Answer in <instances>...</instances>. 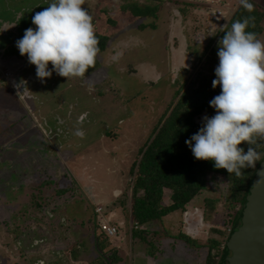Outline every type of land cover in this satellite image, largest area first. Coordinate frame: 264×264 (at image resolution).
<instances>
[{"label":"rangeland","instance_id":"374dc122","mask_svg":"<svg viewBox=\"0 0 264 264\" xmlns=\"http://www.w3.org/2000/svg\"><path fill=\"white\" fill-rule=\"evenodd\" d=\"M184 1L199 7L185 13L186 4L167 2L156 27L140 28L151 20L116 0H84L107 46L83 78L53 72L41 82L16 41L52 0H0V264H86L99 254L95 206L119 227L110 242L121 250L118 264H207L223 200L211 217L198 206L150 224L151 244L132 234L131 165L207 40L240 4Z\"/></svg>","mask_w":264,"mask_h":264},{"label":"trees","instance_id":"16d2710c","mask_svg":"<svg viewBox=\"0 0 264 264\" xmlns=\"http://www.w3.org/2000/svg\"><path fill=\"white\" fill-rule=\"evenodd\" d=\"M116 1L124 12H129L140 20H151L141 24L140 28L156 27V21L162 15L161 12L167 2L186 4L182 9L185 13L189 12L188 7H199L195 2L184 0L178 2L176 0ZM250 2L254 4V11L248 12L239 4L231 10V17L223 27L219 28V33L216 31L214 36L207 40L193 72L180 83L176 101L168 106L151 138L146 141L129 171L132 189L131 211L137 226L132 231L135 237L139 236L142 239L145 237L147 240L148 226L163 220L175 211H187L189 208L196 209V207L198 210V206H203L205 211L202 213L211 217L213 212L218 211V205L223 200L224 208L221 212L224 216L223 228H214L221 237L208 240L211 244L207 264H219L230 231L239 218L252 179L261 161L257 162L255 168L243 169V175L237 177L235 174L230 175L226 169H216L214 161L197 160L186 144V140L203 126L205 116L211 117L216 114L210 101L221 92L219 86L212 87V81L217 78L215 74V68L219 64L217 53L224 31L229 30L236 20L242 21L245 17H254L246 30L256 33L259 39L264 33V4L254 0ZM98 39L99 53H101L107 46L109 38L99 37ZM240 147L247 151L248 145L242 143ZM258 150L264 152V147ZM167 191L170 193V200L168 204H165L164 196ZM96 209L95 206V213L100 217L95 229L99 254L86 264H118L123 259L121 250L115 246L110 248L112 238L100 231L101 220H107V218L104 211L99 213ZM196 212L199 214L198 211ZM113 225L119 230L117 224ZM183 235L190 237L185 233ZM147 242L152 243L148 240Z\"/></svg>","mask_w":264,"mask_h":264},{"label":"clouds","instance_id":"9594fccd","mask_svg":"<svg viewBox=\"0 0 264 264\" xmlns=\"http://www.w3.org/2000/svg\"><path fill=\"white\" fill-rule=\"evenodd\" d=\"M239 2L248 12L254 11L250 0ZM83 4L84 0H52L32 17L36 27L27 28L16 41L20 54L36 66L41 82L53 72L68 80L83 78L95 65L99 39ZM251 20L254 17L236 20L224 31L217 53V78L212 81V87L219 86L221 92L210 101L216 114L205 116L203 126L186 140L197 160L214 161L216 169L237 177L264 158L258 150L264 147V41L246 30ZM75 135L83 138L85 132L78 128ZM242 143L248 145L247 151L240 147Z\"/></svg>","mask_w":264,"mask_h":264},{"label":"water","instance_id":"95a60500","mask_svg":"<svg viewBox=\"0 0 264 264\" xmlns=\"http://www.w3.org/2000/svg\"><path fill=\"white\" fill-rule=\"evenodd\" d=\"M219 264H264V158Z\"/></svg>","mask_w":264,"mask_h":264},{"label":"built area","instance_id":"2783aa9c","mask_svg":"<svg viewBox=\"0 0 264 264\" xmlns=\"http://www.w3.org/2000/svg\"><path fill=\"white\" fill-rule=\"evenodd\" d=\"M96 210L99 213H103V207L102 206H98ZM100 231L105 232L110 237H114V236H117L118 235V228H117V226L113 225L112 223H110L106 219H104V220L101 221Z\"/></svg>","mask_w":264,"mask_h":264}]
</instances>
